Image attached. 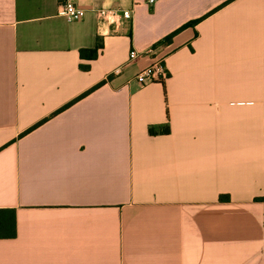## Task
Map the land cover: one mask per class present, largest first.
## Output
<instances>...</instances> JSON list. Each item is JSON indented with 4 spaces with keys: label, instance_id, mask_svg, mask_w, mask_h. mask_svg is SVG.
<instances>
[{
    "label": "crops",
    "instance_id": "crops-1",
    "mask_svg": "<svg viewBox=\"0 0 264 264\" xmlns=\"http://www.w3.org/2000/svg\"><path fill=\"white\" fill-rule=\"evenodd\" d=\"M62 1L0 0V264H264V0Z\"/></svg>",
    "mask_w": 264,
    "mask_h": 264
},
{
    "label": "built area",
    "instance_id": "built-area-1",
    "mask_svg": "<svg viewBox=\"0 0 264 264\" xmlns=\"http://www.w3.org/2000/svg\"><path fill=\"white\" fill-rule=\"evenodd\" d=\"M150 2L154 3L155 0H150ZM96 13L103 22H107L111 16L116 14V12L108 9H101L96 11ZM121 13L125 19H129L132 16L131 10H124ZM58 14L67 22L73 23L82 20L86 16V11L76 4V0H63L59 6ZM151 52L152 50H149L147 53ZM139 56L140 54L137 51L131 50L128 63L135 61ZM119 72L120 69L118 68L114 73L118 74ZM167 78L168 72L164 66V61L158 60L137 74L136 81L141 87H146L153 83L165 82Z\"/></svg>",
    "mask_w": 264,
    "mask_h": 264
},
{
    "label": "trees",
    "instance_id": "trees-1",
    "mask_svg": "<svg viewBox=\"0 0 264 264\" xmlns=\"http://www.w3.org/2000/svg\"><path fill=\"white\" fill-rule=\"evenodd\" d=\"M85 52L86 51H82V56L84 55ZM162 84L165 86V82H162ZM15 237H16L15 212L13 210L0 211V239H4V238L10 239Z\"/></svg>",
    "mask_w": 264,
    "mask_h": 264
}]
</instances>
